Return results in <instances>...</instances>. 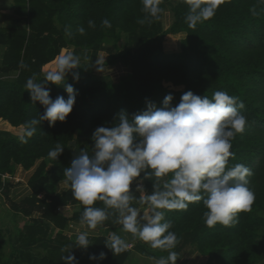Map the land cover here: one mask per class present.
<instances>
[{"label":"trees","instance_id":"1","mask_svg":"<svg viewBox=\"0 0 264 264\" xmlns=\"http://www.w3.org/2000/svg\"><path fill=\"white\" fill-rule=\"evenodd\" d=\"M14 1L17 26L0 27V43L6 45L0 68V120L7 125L22 127L44 113V107L30 99L25 84L34 75L37 82L43 81V66L54 60L64 46L72 45L78 55L102 48L108 41L112 46L106 48L108 56L103 64H119L127 72L114 81L95 73L97 63L81 61V67L74 70L80 79L73 82L69 73L66 80L74 84L78 95L64 122L50 126L43 121L27 143L20 141V135L0 129V175L13 173L17 165L29 169L40 161L28 180L31 193L19 202H10V209L29 218V222L15 229L19 247L13 246L9 254L4 251L0 228V264H63L62 257L69 247L79 264H138L142 256L155 260L167 257V250L153 248L124 231L114 209H107L108 218L89 237L91 245L75 248V237H67L64 231L70 221L86 224L81 219L84 206L74 199L63 172L71 164L68 154L74 158L73 149L91 154L93 131L99 126L112 127L121 110L131 118L146 109V101L161 107L168 94L173 95L175 106L189 90L209 98L215 91H226L243 102L240 112L247 123L232 140L233 156L228 167L243 164L251 169L248 186L255 193V201L250 211L237 214V222L230 227L219 223L208 227L202 201L190 203L186 210H165V220L171 221L170 230L179 240L173 249L179 256L176 264L190 249L206 256L205 264L259 263L264 257V0H223L215 15L195 28L185 21L186 0H161L159 19L144 24L138 23L146 16L142 0ZM167 4H171L172 20L162 34H185L179 51L170 53H165L157 43L158 37L151 34ZM56 14L66 17L71 36L58 28ZM105 18L110 20V28L102 26ZM89 20L95 22V28L89 27ZM80 27L85 29L84 34L78 32ZM45 86L53 99H67L62 85ZM57 144L64 151L56 160L48 153ZM156 182L154 176L144 180L145 192L150 193ZM134 186L135 181L133 190ZM5 190L4 195L8 192L6 185ZM134 196L132 206L147 207L139 203V193ZM66 204L74 208L69 216L56 210ZM93 206L105 208L99 200ZM112 233L120 235L127 246L131 244L133 251L126 248L116 253L108 249L105 243ZM35 247L46 251L36 255ZM101 251L104 260L88 259Z\"/></svg>","mask_w":264,"mask_h":264},{"label":"clouds","instance_id":"2","mask_svg":"<svg viewBox=\"0 0 264 264\" xmlns=\"http://www.w3.org/2000/svg\"><path fill=\"white\" fill-rule=\"evenodd\" d=\"M186 3L185 21L195 28L213 17L223 0H186ZM142 4L146 16L138 23L159 19L161 0H142ZM101 23L111 27L107 18ZM88 25L95 28L92 20ZM78 32L84 34L85 29L80 27ZM65 34L71 36L67 27ZM79 67L81 57L73 49H64L56 56L54 67L45 71L43 81L37 82L35 75L27 79L25 90L30 93V99L38 101L45 110L22 125L19 137L22 143H27V138L36 133L43 121L51 126L66 120L78 95L74 84L66 80L71 73L73 82H77L80 74L74 70ZM48 83L62 85L67 99L64 96L53 99L45 86ZM173 99L172 94L166 95L159 108L154 102L146 101V109L131 118L121 110L118 122L112 127L99 126L93 131L91 154L84 149L79 152L73 149L76 155L63 172L74 199L84 206L81 219L89 228L95 229L108 218L107 209L117 210L124 231L153 248L168 251L167 257L159 258L156 264H176L179 258L173 250L179 240L170 230L171 221L165 220V210H186L190 203L202 201L207 209L204 218L208 227L217 223L230 227L237 222V214L250 211L255 201V193L248 186L251 169L243 164L228 167L233 156L232 140L244 131L247 123L240 112L243 102L219 90L211 98L189 90L175 106ZM63 151L64 147L57 144L48 155L57 160ZM152 176L157 182L146 193L143 181ZM134 193L140 194L139 203L146 208L132 206ZM98 200L105 208L93 206ZM88 236V232L79 233L75 248L87 249L91 245ZM105 246L119 253L127 248V243L112 233ZM72 249H66L63 264H79ZM88 259L102 261L105 253L90 254Z\"/></svg>","mask_w":264,"mask_h":264},{"label":"rangeland","instance_id":"3","mask_svg":"<svg viewBox=\"0 0 264 264\" xmlns=\"http://www.w3.org/2000/svg\"><path fill=\"white\" fill-rule=\"evenodd\" d=\"M170 2H173V1L171 0ZM170 6H171V4L166 5L162 20L154 28L153 32L151 33L152 37H154V38L158 37L157 43L160 45L161 49L165 53L179 51L180 41L185 36L184 33L169 34V35H163L162 34L163 31L169 27L171 20H172V13L170 10ZM54 21H55L56 25L58 26V28L60 30H63V32L65 33V27H66L65 24L68 23V20L66 19V17L63 16V18H60L56 14L54 16ZM111 46H112V43H109L107 41L102 45V48L95 49V50L93 49V50H90L89 52H86L84 54H82V52H80V53H78V55L81 57V61H83V62L85 61L86 63H94V65H96L97 60L100 61L101 58L102 59L107 58L108 54L105 50H106V48H111ZM64 49L75 50L76 48H74L72 45H67V46H64L60 49V53ZM100 49H102V50H100ZM98 56H99V58H98ZM105 60H102L99 64L97 63V66L94 69L95 73H97L98 75H100L102 77L108 78V79H112L115 76L118 77L119 75H121L120 68H116L114 66L104 65L103 62ZM97 68L103 69V71H98ZM72 156H73V154H68L69 162L72 161V159H73ZM62 185H64V183H62ZM134 189H135V186H134ZM73 210H74V208H73ZM73 210L68 215H70L73 212ZM64 213H67V212L64 211ZM263 215H264V210H263ZM28 222H29V218L24 217V216L16 213L13 210H10V208H8L6 206V203L0 197V228L2 229L1 234H2V240H3V245H4V251L6 254L10 253L13 246L19 247V242L17 239V234H16L15 229L23 227ZM72 225H74L73 232L72 231H71V233H65L64 232V234L67 237H75V239H76V236L81 232H88V234H89L88 238L91 237L92 235L96 234L93 230H91L89 232L88 231L89 227L86 224L84 225L82 223H74L73 222ZM263 234H264V230H263ZM129 250L133 251L132 246H131V248H129ZM262 250L264 252V247L262 248ZM45 251L46 250L42 247H35L34 248V253L36 255H42L45 253ZM135 253H137V255L141 254L140 252H137V251ZM142 258L145 259V261H150L148 264H156V261H157L155 259L151 260V259L143 257V256H142ZM199 259H201V264H205L207 257L205 256L204 259L203 258H199ZM199 259L195 258L192 262L187 261L185 264H197L199 262ZM257 264H264V257Z\"/></svg>","mask_w":264,"mask_h":264},{"label":"crops","instance_id":"4","mask_svg":"<svg viewBox=\"0 0 264 264\" xmlns=\"http://www.w3.org/2000/svg\"><path fill=\"white\" fill-rule=\"evenodd\" d=\"M14 9H15V1L14 0H0V27L17 26L15 24V21L17 20L18 16L15 15ZM5 49H6V45L0 43V68L2 66V58H3V54L5 52ZM98 58H99V56H98ZM105 59L101 58L100 61L97 60L96 62L99 64L102 60H105ZM54 64H55V59L46 63L43 66L42 70L45 72V71L51 69L52 67H54ZM114 67L120 68L121 75H123L127 72V68L122 66V65L118 64V65H115ZM121 75H119L118 77L115 76L112 79L114 81H117ZM0 129L10 131L16 135H21V133H22V127H11L1 120H0ZM39 162L40 161H37L34 164V166L30 167L29 169H24L22 166L17 165V166H15L13 173H4V174L0 175V177H1L0 185L2 184V182L4 185L3 186V189H4L3 195H1L0 197L6 203V206L8 208H10V202H19L20 200H22L24 197H26L27 195H29L31 193L30 188L28 186V180L30 179V177L34 173ZM5 185L8 186V192L6 195H4V193L6 191ZM40 196H42V194H40ZM67 213L69 214L70 212H67ZM67 213H66V215L69 216ZM39 216H40L39 214L36 215V217H39ZM72 223H73L72 221H70L68 223L67 229L64 231L65 233H71V231L73 232L74 225H72ZM82 224H84V223H82ZM91 230H93L95 233H97V231H98L97 227L95 229L88 228L89 232ZM195 258H198V259L203 258L204 259L205 256H202V255L198 254L196 251H194L193 249H190L178 261L177 264H185L187 261L192 262ZM149 259L152 260L153 258H149ZM149 262L150 261H145V259L140 258L138 264H148ZM199 262L197 264H201V259H199Z\"/></svg>","mask_w":264,"mask_h":264},{"label":"built area","instance_id":"5","mask_svg":"<svg viewBox=\"0 0 264 264\" xmlns=\"http://www.w3.org/2000/svg\"><path fill=\"white\" fill-rule=\"evenodd\" d=\"M3 182H2V184L0 185V196L1 195H3ZM39 197H41L40 195H39ZM57 211H66V212H71L72 210H73V206L71 205V204H66V205H64V206H59V207H57V209H56ZM131 244H129L128 246H127V249H129V248H131Z\"/></svg>","mask_w":264,"mask_h":264}]
</instances>
